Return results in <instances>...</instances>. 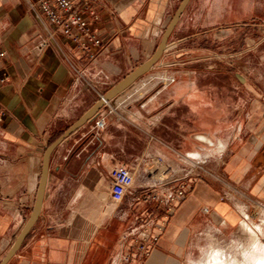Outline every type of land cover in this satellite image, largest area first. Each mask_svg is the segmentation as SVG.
Here are the masks:
<instances>
[{
  "label": "crops",
  "instance_id": "obj_1",
  "mask_svg": "<svg viewBox=\"0 0 264 264\" xmlns=\"http://www.w3.org/2000/svg\"><path fill=\"white\" fill-rule=\"evenodd\" d=\"M30 1L0 0V105L8 112L0 122V253L32 214L47 146L96 105L98 93L106 95L150 59L180 0H101L93 27L103 47L93 61L60 33L40 47L41 15ZM257 23L264 25V0H190L168 38L184 35L185 48L165 49L112 99L117 113L101 108L52 150L39 217L6 264H121L122 236L137 217L155 213L149 206L131 215L135 196L155 183L140 177L153 159L209 174L187 177L184 198L139 264H185L205 223L231 229L244 218L241 208L264 207V55L257 62ZM238 35L246 37L241 61H214L233 55L209 47L208 39L221 36L227 44ZM198 38L206 42L193 47ZM178 55L184 57L176 62ZM168 75L174 81L167 84ZM101 115L105 127L95 131ZM118 164L135 176L117 211L107 206V172ZM101 198L97 208L75 205Z\"/></svg>",
  "mask_w": 264,
  "mask_h": 264
},
{
  "label": "built area",
  "instance_id": "obj_2",
  "mask_svg": "<svg viewBox=\"0 0 264 264\" xmlns=\"http://www.w3.org/2000/svg\"><path fill=\"white\" fill-rule=\"evenodd\" d=\"M95 5L102 6L101 0H32L28 3L32 12H39L43 37L39 46L46 47L54 44L56 36L60 33L66 40L74 45L82 54L86 55L89 61H93L103 47V42L97 37L93 22L98 20ZM5 55L0 51V57ZM77 80H83L81 70L69 62ZM5 79H0L3 82ZM165 83L174 81V77L168 75ZM98 101H103V107L109 114L117 113V107L112 100L105 101V94L98 93ZM7 110L0 105V122L7 115ZM95 131H101L105 127L104 116H98L93 124ZM153 168L147 173L153 178L154 184L142 190L135 196L136 205L157 204V209L146 220L131 227L122 236L121 264L143 263L149 256L152 248L157 244L160 235L163 233L166 223L172 216L176 205L187 192V177L173 184L171 168L165 165L160 159L151 161ZM161 173V177H159ZM135 170L124 165L112 166L107 172L108 197L111 203L120 204L125 195L130 191L134 183ZM207 211V209H204Z\"/></svg>",
  "mask_w": 264,
  "mask_h": 264
},
{
  "label": "rangeland",
  "instance_id": "obj_3",
  "mask_svg": "<svg viewBox=\"0 0 264 264\" xmlns=\"http://www.w3.org/2000/svg\"><path fill=\"white\" fill-rule=\"evenodd\" d=\"M181 2V0L179 1V3ZM256 35H255V40L257 43V48H256V60L257 62L260 61V58H262V55H264V25H259V23L256 24ZM246 41V37H243L242 35H238L235 36V38H233V40H231V42L227 43V44H223V39L221 36H218L217 38H209L208 39V46L209 47H217V48H221L219 50V53H221L222 51L224 52H230L231 55H233V57H228L227 60H224L220 57V55L218 54L217 58L214 59V61H224L225 63H227V65H231L232 61L236 62L238 60L241 61L240 56L237 54L240 50H242V44L244 43V41ZM160 39L157 41V44L155 46L154 49H156L158 43H159ZM201 41L206 42V40H202L200 38L198 39H194L190 44L193 47H199ZM227 41H229V39H227ZM218 43V45H217ZM185 36H179V35H174L169 41H167V46L166 49L169 52H173V51H177V53H180L181 49L185 48ZM223 47H226L225 49ZM182 53V52H181ZM214 54V53H213ZM184 56H180L178 55L175 60L176 62H178L180 59H182ZM193 156H195L196 158H200V156L198 154H194ZM153 168V165H149L146 169H142V171L140 172V177L142 178L143 176L146 177L148 175L147 171L151 170ZM211 170H215L211 169ZM208 171L205 168L202 167H179V168H171V176H172V180L174 181V183H172L171 185H175L178 183V181L184 177H191V178H198L199 176H208ZM159 177H161V175H158ZM108 192V190H107ZM58 202V204H63L65 202H70V201H64L62 199L56 201ZM104 202V199H92V200H87V201H82L79 200V202L77 201L75 203V205L80 208H87V207H91V208H97L98 206H101ZM79 204V205H78ZM110 208L116 209L117 211L119 209L124 208V202L121 205H118L117 207H115V205L113 203H108L107 205ZM150 206V207H149ZM149 207V210L151 211H156L157 206H152L151 204L149 205H133L131 206V215L132 217L135 216L137 214V216H139V211H141V209H145ZM138 212V213H137ZM135 214V215H134ZM247 216L246 218H241L240 222L245 220L251 227L253 226H257V225H261L262 227H264V207H260L259 205H257V207L253 210H251L250 213H246ZM140 222V220L136 221L137 225ZM207 222V221H206ZM239 222V223H240ZM202 230L199 231L198 233H196L192 239H191V249H190V253L188 254V257L186 259L185 264H205L206 262V258H207V252L210 251V249H212L211 244L214 245H219L223 248L227 247L231 241H235L237 240V238L239 237V224L234 227V228H224L221 227L219 225H216L215 223H205V225L202 226L201 228ZM264 236H260L262 242H264V238H262ZM226 245V246H225ZM8 250V248H6L3 252L0 253V260L3 258V256L5 255L6 251ZM204 256V257H203ZM204 260V261H203Z\"/></svg>",
  "mask_w": 264,
  "mask_h": 264
},
{
  "label": "water",
  "instance_id": "obj_4",
  "mask_svg": "<svg viewBox=\"0 0 264 264\" xmlns=\"http://www.w3.org/2000/svg\"><path fill=\"white\" fill-rule=\"evenodd\" d=\"M189 1L190 0H181L171 20L169 21L166 28L164 29L161 40L156 50L154 51L153 55L150 57V59L147 60L144 64H142L140 67H138L131 74H129L125 79L120 81L117 85H115L105 95V101H110L114 99L119 93H121L123 90L129 87L135 80L141 77L144 73H146L152 66H154L157 63L160 56L166 49L167 41H168V38L173 28L175 27L177 21L179 20L180 16L182 15ZM103 104H104L103 101H98L92 109L87 111L81 118H79L61 136H59L56 140L50 143L45 149L44 154H43V160H42V173H41V179H40V184H39V190H38V195H37L34 209L28 221L23 226L19 235L16 237L15 241L13 242V244L7 251L6 255L4 256L0 264H6L9 261V259L15 255V253L18 251L23 241L25 240L26 236L28 235L29 231L32 229V227L34 226V224L36 223L39 217L43 198H44L46 183H47L49 158H50V154L52 150L55 148L56 145H58L68 135H70L76 129H78L79 127L84 125L86 122H88L90 119H92L95 116V114L103 107Z\"/></svg>",
  "mask_w": 264,
  "mask_h": 264
},
{
  "label": "bare ground",
  "instance_id": "obj_5",
  "mask_svg": "<svg viewBox=\"0 0 264 264\" xmlns=\"http://www.w3.org/2000/svg\"><path fill=\"white\" fill-rule=\"evenodd\" d=\"M241 211L245 219L247 214L242 208ZM238 230L239 237L227 247L211 244L212 249L207 252L205 264H264V242L260 238L264 236V227H251L243 220L239 223Z\"/></svg>",
  "mask_w": 264,
  "mask_h": 264
}]
</instances>
